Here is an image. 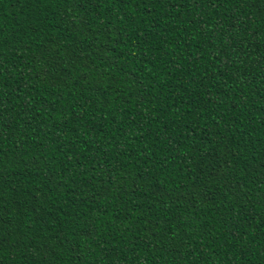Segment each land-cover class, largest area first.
Listing matches in <instances>:
<instances>
[{"label": "trees", "instance_id": "1", "mask_svg": "<svg viewBox=\"0 0 264 264\" xmlns=\"http://www.w3.org/2000/svg\"><path fill=\"white\" fill-rule=\"evenodd\" d=\"M0 264H264V0H0Z\"/></svg>", "mask_w": 264, "mask_h": 264}]
</instances>
